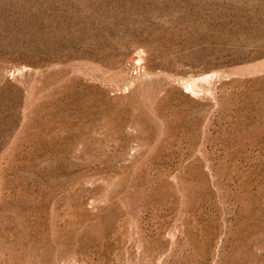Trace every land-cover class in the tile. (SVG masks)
Returning a JSON list of instances; mask_svg holds the SVG:
<instances>
[{"label": "rangeland", "instance_id": "obj_1", "mask_svg": "<svg viewBox=\"0 0 264 264\" xmlns=\"http://www.w3.org/2000/svg\"><path fill=\"white\" fill-rule=\"evenodd\" d=\"M0 264H264V0H0Z\"/></svg>", "mask_w": 264, "mask_h": 264}]
</instances>
